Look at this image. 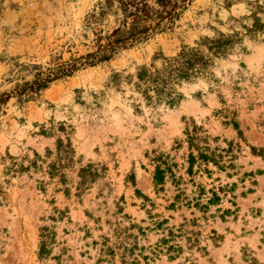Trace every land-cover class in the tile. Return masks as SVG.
Instances as JSON below:
<instances>
[{"label": "rangeland", "instance_id": "374dc122", "mask_svg": "<svg viewBox=\"0 0 264 264\" xmlns=\"http://www.w3.org/2000/svg\"><path fill=\"white\" fill-rule=\"evenodd\" d=\"M254 15L264 23V0H193L171 28L88 65L97 33L120 22L116 2L0 0V94L38 70L78 68L1 108L0 264H264V30L252 26ZM219 32L241 41L216 61L215 81L182 86L176 107L147 106L128 85H107L114 70L132 73ZM187 131L220 168L186 174ZM57 138L69 139L67 152ZM159 154L170 156L178 186L168 175L154 186ZM210 189L219 200L195 207ZM43 228L50 253L41 257ZM169 230L178 252L159 249Z\"/></svg>", "mask_w": 264, "mask_h": 264}, {"label": "trees", "instance_id": "16d2710c", "mask_svg": "<svg viewBox=\"0 0 264 264\" xmlns=\"http://www.w3.org/2000/svg\"><path fill=\"white\" fill-rule=\"evenodd\" d=\"M113 1L116 2L117 8L121 12L120 22L105 36L97 33V50L86 54L88 65L109 61L119 48H125L127 45L146 40L156 31L160 32L171 28L193 0ZM252 26L257 27L259 30H264V23L260 22L255 15ZM251 30L253 29L250 28L249 31ZM240 41L241 37L236 34H225L222 32L212 37H203L193 46L183 44L174 55H155L151 63L137 65L132 73L124 74V71L114 70L109 77L107 85L118 88L126 84L139 96L138 99L147 106L164 104L169 108H173L178 106L185 98L184 92L181 90L184 84L194 83L198 79L203 78L215 81L213 68L216 61L225 58ZM158 59L161 60L160 64L155 63ZM77 69L76 63L70 64L67 62L57 65L53 69H48L47 72L38 70L31 81H24L23 84L16 85L13 91L0 94V111L11 96L15 95L17 101L21 104L33 100L43 90L48 88L53 81L70 76ZM133 106L135 112H141V102L133 103ZM233 124L237 127L235 122ZM61 128L64 130L63 126ZM51 130H53V127ZM41 132L43 134H51L50 130H46L44 126H42ZM185 134L188 145L186 174L192 176L195 171L201 172L203 170L211 174L207 166L209 163H213L219 167L218 156L208 146H201L198 143L199 138L196 133L187 131ZM63 147L70 149L71 143L69 139L67 138V144H63V140L57 138V149L60 150ZM63 150L67 152L66 149ZM34 156L33 160L30 161L31 164H35L41 159L37 153ZM153 160L155 165L152 180L157 190L162 189L167 175L175 183V186H178L179 181L173 171L174 163L171 162L170 156L159 154ZM15 165L16 163L13 161L8 169H12ZM55 168L54 163L49 165V169L55 170ZM209 192L210 196L206 197V202H201V196L194 199L193 205L205 210L210 204L219 200L214 189H210ZM181 193L180 190L177 192L174 196V201L181 197ZM198 195H205V189L199 187ZM170 205H174V203ZM162 222L160 221L158 224L161 225ZM49 236L47 229L43 228L39 246V255L41 257L50 253ZM173 237V232L169 230L167 235L159 239L161 245L159 249L165 248L170 253L178 252L180 250L179 245L171 244ZM143 258L147 259L145 256Z\"/></svg>", "mask_w": 264, "mask_h": 264}]
</instances>
